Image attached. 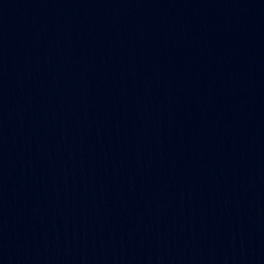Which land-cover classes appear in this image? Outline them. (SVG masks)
I'll return each mask as SVG.
<instances>
[{
  "label": "water",
  "instance_id": "water-1",
  "mask_svg": "<svg viewBox=\"0 0 264 264\" xmlns=\"http://www.w3.org/2000/svg\"><path fill=\"white\" fill-rule=\"evenodd\" d=\"M123 0H0V262L72 131Z\"/></svg>",
  "mask_w": 264,
  "mask_h": 264
}]
</instances>
